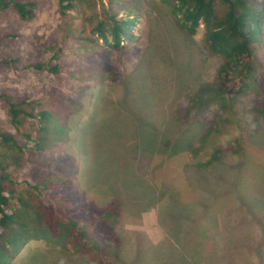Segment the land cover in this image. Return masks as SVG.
I'll use <instances>...</instances> for the list:
<instances>
[{"label":"rangeland","instance_id":"374dc122","mask_svg":"<svg viewBox=\"0 0 264 264\" xmlns=\"http://www.w3.org/2000/svg\"><path fill=\"white\" fill-rule=\"evenodd\" d=\"M20 1L36 4L31 21L0 10V132L23 149L16 181L59 177L86 210L116 206L120 247L110 244L109 264H264V118L252 111L264 94L223 106L213 91L220 60L205 51L203 28L189 36L159 0H71L64 18L56 0ZM103 9L134 19L120 50L91 32ZM202 88L210 91L196 105ZM31 89L33 112L57 118L44 151L33 145L35 122L8 115ZM41 95L71 99L74 112ZM214 150L220 161L204 168ZM13 264L91 263L31 241Z\"/></svg>","mask_w":264,"mask_h":264},{"label":"trees","instance_id":"16d2710c","mask_svg":"<svg viewBox=\"0 0 264 264\" xmlns=\"http://www.w3.org/2000/svg\"><path fill=\"white\" fill-rule=\"evenodd\" d=\"M56 1L59 6L58 14L64 18L72 8L71 0ZM159 2L189 36H195L199 27L203 28L201 42L205 51L220 60L213 75V91L221 99L227 100L224 107H229L227 102L230 99L264 94V0ZM6 8H11L21 21H31L36 13V4L32 1L0 0V10ZM103 12L105 18L91 32L104 49L120 50L123 40L131 37L129 29L134 19H117L114 13L104 9ZM96 62L102 64V61ZM99 64L98 67H101ZM34 68L42 70L43 66L36 64ZM55 68L48 70L57 72ZM207 87L210 90L213 88ZM210 90L202 88L192 97V102L200 104L203 95ZM44 98L50 101L62 99L66 101L64 107L71 108L74 112L75 103L69 98L41 95L39 100ZM35 105H39V102L33 101L31 89L9 102L8 115L13 125H20L23 117L33 120L37 128L34 148L36 151H44L48 146L49 126L57 118L50 109L33 112ZM252 111L264 118V104L255 105ZM177 118L180 117L177 115ZM215 127L216 124H211L208 136ZM205 139L206 136L202 140ZM23 154V149L13 136L0 132V264H13L15 257L31 241H37L50 250L64 251L84 258L91 264H109L106 253L110 244L115 243L117 250L120 247L119 239L114 233L115 228L122 225V215L118 208L114 206L109 210L98 211L90 205L86 210L83 207L86 198H79L75 192L78 187L72 185L73 188H70L69 183L62 180L60 182L59 177L38 185H20L16 180L23 165ZM220 155L219 150H214L203 167L208 168L218 163ZM69 172L72 174L68 169V174L60 177L69 176ZM91 180L89 177V181ZM69 189H73L71 194L76 198L68 195ZM73 203H78L80 207H75ZM188 259L185 264H189Z\"/></svg>","mask_w":264,"mask_h":264}]
</instances>
